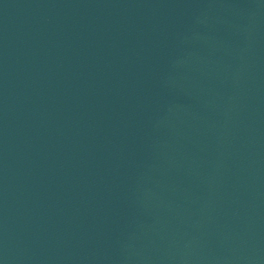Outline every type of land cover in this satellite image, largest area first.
<instances>
[{
    "label": "water",
    "instance_id": "95a60500",
    "mask_svg": "<svg viewBox=\"0 0 264 264\" xmlns=\"http://www.w3.org/2000/svg\"><path fill=\"white\" fill-rule=\"evenodd\" d=\"M0 264H264V0H0Z\"/></svg>",
    "mask_w": 264,
    "mask_h": 264
}]
</instances>
